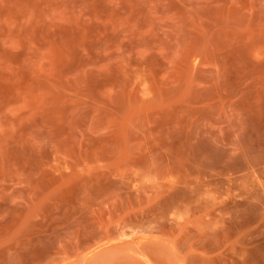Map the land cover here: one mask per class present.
<instances>
[{"label": "rangeland", "instance_id": "rangeland-1", "mask_svg": "<svg viewBox=\"0 0 264 264\" xmlns=\"http://www.w3.org/2000/svg\"><path fill=\"white\" fill-rule=\"evenodd\" d=\"M0 264H264V0H0Z\"/></svg>", "mask_w": 264, "mask_h": 264}]
</instances>
